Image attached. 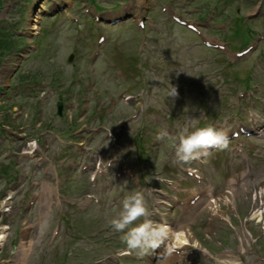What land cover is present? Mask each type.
<instances>
[{
  "label": "rangeland",
  "instance_id": "rangeland-1",
  "mask_svg": "<svg viewBox=\"0 0 264 264\" xmlns=\"http://www.w3.org/2000/svg\"><path fill=\"white\" fill-rule=\"evenodd\" d=\"M131 4L147 16L144 28L136 27ZM58 7L67 9L57 16ZM262 8L264 0H0V175L25 179L22 192H13L10 200L4 195L7 181L0 179V206L8 203L7 211L0 207V235H5L0 264H102L123 246L110 221L127 195L142 193L152 215V195L157 197L155 190L163 184L148 167L187 186L180 190L182 196L218 186L211 191L216 216L208 196L186 215L163 210L172 233L184 224L189 242L212 255L194 256L198 264H264V220L252 213L264 200V139H233L227 149H209L186 163L177 161L174 147L184 129L212 124L229 133L242 121L264 123ZM36 10L49 17L37 19L39 33L33 35ZM117 13L132 19L117 26L94 21L95 14L103 19ZM171 13L195 23L204 39L235 51L255 43L257 50L232 64L229 52L205 48L196 33L171 21ZM249 26L247 35L242 33ZM100 34L107 40L98 46ZM96 49L100 53L94 58ZM247 83L257 98L239 97ZM170 85L178 91L175 98L168 95ZM122 90L126 97L119 96ZM128 94L137 98L126 101ZM58 101L64 104L61 114ZM132 113L138 116L121 127ZM103 128L112 136L104 138ZM162 130L170 131V138L157 141ZM8 132L11 142L3 138ZM24 136L36 138L39 147L22 158L18 152L26 145ZM241 141L243 155L236 151ZM98 156L102 172L93 179ZM112 158L116 162L109 166ZM123 162L134 178L116 177ZM85 163L89 172L81 173ZM180 163L201 173L203 180L182 181ZM226 175L236 181L227 195L234 202L229 205L216 197L226 194L221 187ZM44 189L48 197H42L43 203H26ZM83 193L93 194L97 202ZM224 216L230 224L217 222ZM57 228L59 235L53 232ZM28 241L22 260L16 251ZM165 255L139 262L127 258L125 264H163Z\"/></svg>",
  "mask_w": 264,
  "mask_h": 264
},
{
  "label": "clouds",
  "instance_id": "clouds-1",
  "mask_svg": "<svg viewBox=\"0 0 264 264\" xmlns=\"http://www.w3.org/2000/svg\"><path fill=\"white\" fill-rule=\"evenodd\" d=\"M169 97L178 96L176 87L170 85ZM169 137L167 130L160 131L157 141ZM178 162L186 163L206 155L209 149L225 150L228 140L222 130L212 125L195 128L192 131L182 130L174 145ZM142 193L135 192L127 195L122 201V209L118 216L111 219L110 225L117 233H122L120 240L129 251H139L146 254L150 249L157 248L169 235L170 227L151 218ZM143 218L139 224L135 222ZM135 225V226H133Z\"/></svg>",
  "mask_w": 264,
  "mask_h": 264
},
{
  "label": "bare ground",
  "instance_id": "bare-ground-1",
  "mask_svg": "<svg viewBox=\"0 0 264 264\" xmlns=\"http://www.w3.org/2000/svg\"><path fill=\"white\" fill-rule=\"evenodd\" d=\"M32 25H33L31 27L32 30L36 29L38 27L37 25H35V23H33ZM186 234H187V231H186L184 225H181V229H179L177 231V233L174 235L173 241H176L175 243H180L182 241H186L187 240ZM0 237H2V236H0ZM30 246H31L30 241H28V243H26V244H23V247L21 246L20 249H17L16 255L19 256V258L22 260L26 259L28 252H29V249H30ZM164 264H167V263H164Z\"/></svg>",
  "mask_w": 264,
  "mask_h": 264
},
{
  "label": "water",
  "instance_id": "water-1",
  "mask_svg": "<svg viewBox=\"0 0 264 264\" xmlns=\"http://www.w3.org/2000/svg\"><path fill=\"white\" fill-rule=\"evenodd\" d=\"M60 109H61V105L60 104H58V111L60 112Z\"/></svg>",
  "mask_w": 264,
  "mask_h": 264
},
{
  "label": "trees",
  "instance_id": "trees-1",
  "mask_svg": "<svg viewBox=\"0 0 264 264\" xmlns=\"http://www.w3.org/2000/svg\"><path fill=\"white\" fill-rule=\"evenodd\" d=\"M11 47H12V46H11ZM7 48H8V50L11 49L10 46H8Z\"/></svg>",
  "mask_w": 264,
  "mask_h": 264
},
{
  "label": "snow or ice",
  "instance_id": "snow-or-ice-1",
  "mask_svg": "<svg viewBox=\"0 0 264 264\" xmlns=\"http://www.w3.org/2000/svg\"><path fill=\"white\" fill-rule=\"evenodd\" d=\"M0 239H2V237H0Z\"/></svg>",
  "mask_w": 264,
  "mask_h": 264
}]
</instances>
